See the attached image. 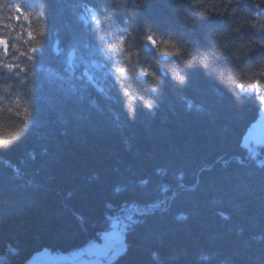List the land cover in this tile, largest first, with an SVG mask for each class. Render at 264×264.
<instances>
[{"label": "trees", "instance_id": "16d2710c", "mask_svg": "<svg viewBox=\"0 0 264 264\" xmlns=\"http://www.w3.org/2000/svg\"><path fill=\"white\" fill-rule=\"evenodd\" d=\"M239 7L230 23L199 17L193 0H23L17 16L42 11L46 31L34 52L30 124L0 146V264L97 243L113 217L124 250L112 264H264V146L245 142L264 90L229 89L199 65L183 84L161 69L158 92L132 76L155 105L137 101L130 112L94 23L98 14L101 31L133 33L138 47L152 27L217 51L215 32L238 40L240 15L264 16L252 0ZM243 31L254 51L237 60L233 44L216 65L260 66L264 33Z\"/></svg>", "mask_w": 264, "mask_h": 264}, {"label": "clouds", "instance_id": "9594fccd", "mask_svg": "<svg viewBox=\"0 0 264 264\" xmlns=\"http://www.w3.org/2000/svg\"><path fill=\"white\" fill-rule=\"evenodd\" d=\"M259 9L264 6V0H252ZM241 0H193V7L197 15L207 19L215 14L227 16L229 22L237 18L238 13H244L239 7ZM23 0H0V146L7 147L19 139L27 130L32 115L33 102L30 99L34 87L30 83L35 75L33 69L34 52L43 44L46 23L41 19L43 12L34 9H22ZM102 19L94 17L98 32V40L102 43V52L112 61V68L116 80L125 97L126 107L134 113L137 101L151 108L155 100L139 92L131 82L136 75L141 82L147 80L148 89L158 92L162 84L159 70L166 69L171 77L183 84L187 80L186 68L196 65L206 71L214 73L229 89L238 88L244 91L264 90V59H261L258 68L242 70L235 65L227 68L216 65L215 61L224 55L225 49H230L233 44L242 51L233 52L237 60L245 59L254 51L252 40L245 38L244 29H255L257 33H264V16L254 12L249 17L247 14L239 16L238 23L232 28L239 33L238 40L227 41L225 34L215 32L214 35L224 41L217 51L197 49L186 41L165 35L152 27H146L143 35L139 37L137 46L133 33L121 34L119 28L112 31H101ZM187 19V18H186ZM191 22V21H190ZM129 37H132L129 40ZM264 46V41L259 42ZM154 53L156 59L149 62L146 53ZM176 58L167 62L168 58Z\"/></svg>", "mask_w": 264, "mask_h": 264}, {"label": "rangeland", "instance_id": "374dc122", "mask_svg": "<svg viewBox=\"0 0 264 264\" xmlns=\"http://www.w3.org/2000/svg\"><path fill=\"white\" fill-rule=\"evenodd\" d=\"M121 242L119 222L114 221L112 230L103 234L102 242L91 244L68 255L48 253L47 262L55 264L61 260H68L71 264H109L121 253Z\"/></svg>", "mask_w": 264, "mask_h": 264}, {"label": "water", "instance_id": "95a60500", "mask_svg": "<svg viewBox=\"0 0 264 264\" xmlns=\"http://www.w3.org/2000/svg\"><path fill=\"white\" fill-rule=\"evenodd\" d=\"M249 133H250V136L252 134H258L264 137V117L259 119L254 126L250 127Z\"/></svg>", "mask_w": 264, "mask_h": 264}]
</instances>
